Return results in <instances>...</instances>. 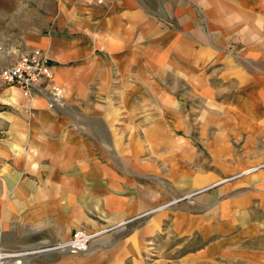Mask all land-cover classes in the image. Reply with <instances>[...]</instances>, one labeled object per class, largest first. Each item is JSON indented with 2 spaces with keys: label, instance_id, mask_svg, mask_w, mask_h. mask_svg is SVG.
Listing matches in <instances>:
<instances>
[{
  "label": "crops",
  "instance_id": "crops-1",
  "mask_svg": "<svg viewBox=\"0 0 264 264\" xmlns=\"http://www.w3.org/2000/svg\"><path fill=\"white\" fill-rule=\"evenodd\" d=\"M25 9L19 24L7 26V47L46 55L65 98L48 109L36 96L32 114L22 110L10 123L0 247L40 249L83 229L98 233L86 253L39 252L26 264H264L262 244L252 242L257 229L238 218L230 225L228 202L205 215L162 211L142 226L102 232L159 201L150 179L164 175L172 131L187 120L173 91L189 80L208 113L247 107L264 136V0H27ZM210 62L217 63L213 99L203 90ZM157 74L175 77L174 85L156 82ZM208 137L216 152L226 148ZM182 170L180 187L190 188L196 182Z\"/></svg>",
  "mask_w": 264,
  "mask_h": 264
},
{
  "label": "rangeland",
  "instance_id": "rangeland-1",
  "mask_svg": "<svg viewBox=\"0 0 264 264\" xmlns=\"http://www.w3.org/2000/svg\"><path fill=\"white\" fill-rule=\"evenodd\" d=\"M26 4L27 0H0V71L9 65L19 53L10 51L7 47L6 39L10 30L7 26L17 25L21 19L26 17ZM198 12L200 14V11ZM169 27L166 26V28ZM231 49L228 47L225 49L226 55L230 53L234 56ZM216 65V62L205 63L203 69L204 78L207 80L203 90L209 91V98L212 99L210 94L212 72L213 70L217 71ZM159 76L162 75L153 76L156 82L162 84L169 82L174 85L175 77L171 76L168 81H161ZM110 77L114 86L120 85V77L116 72H113ZM216 80L221 81L219 77ZM133 82L134 80L127 78L124 84ZM191 86L192 83L189 80L186 87L182 85L180 89L173 91L185 106L187 120L182 122L180 129L177 128V133L172 131L175 148H171L170 162H166L172 166V179L169 178L167 164L164 168L166 169L164 175L157 173L155 178L150 179L155 184L156 193L160 197L159 201L152 207L122 221L120 225L107 227L102 232H109L125 225L142 226L152 216L162 211H171L173 214L189 212L205 215L216 206L228 202L231 206L229 215L233 216L229 220V224L237 225V222L234 223V219L238 218V223L243 221L245 227H255L257 233H254L253 236L258 234L259 239L252 238V242L261 243L264 248V136L259 129L261 123L248 120L253 115L248 113L247 107L245 110L247 113L230 114L228 109L232 106L229 105L223 106L224 108H221L215 115L208 113L207 109L201 105V91L199 89L196 91ZM36 90L37 88L33 91L34 100L36 96L44 98L48 109L64 106L65 97L61 87L53 82V72L51 79L40 83ZM54 90L58 91V94ZM222 92L228 91L224 88ZM51 96L55 97V102L52 104L48 99ZM204 99L206 100V98ZM207 100L210 99L207 98ZM33 105L34 103L29 106L18 89L6 85L0 80V173L2 172V163L13 159L8 136L10 123L14 125L15 122H19L22 110L31 115ZM211 114L216 119L215 125L212 126L209 122ZM173 129H175V125H173ZM262 133L264 134V131ZM208 134H213L218 139H224L226 148L217 152L216 149H212L213 139L208 137ZM179 144L184 146L183 149L177 148ZM108 156L114 158L113 152L109 151ZM156 160L160 161L158 158ZM182 169L185 170V174L187 173V179L196 182L190 188L180 187L178 178L181 174L180 170L183 173ZM3 192L4 183L0 178V194ZM242 212H244L243 220L239 218ZM64 242L40 249L36 246L18 251H9L0 247V254L3 256L2 261L5 264H14L18 260H21L20 264H26L27 259L34 257L39 252L63 253L55 248ZM9 254L18 256L9 257Z\"/></svg>",
  "mask_w": 264,
  "mask_h": 264
},
{
  "label": "built area",
  "instance_id": "built-area-1",
  "mask_svg": "<svg viewBox=\"0 0 264 264\" xmlns=\"http://www.w3.org/2000/svg\"><path fill=\"white\" fill-rule=\"evenodd\" d=\"M51 76L52 67L49 58L38 50L19 52L10 64L0 71V80L6 85L18 89L29 106L34 103V89L43 81L50 80ZM54 91L58 94V91ZM48 99L51 104L55 102L53 96ZM97 235L78 229L72 233L69 240L57 245L55 249L70 255L86 253L90 243ZM8 256L17 257L18 255L9 254ZM2 257L0 254V264H5Z\"/></svg>",
  "mask_w": 264,
  "mask_h": 264
}]
</instances>
